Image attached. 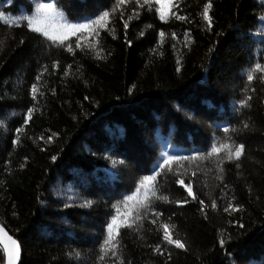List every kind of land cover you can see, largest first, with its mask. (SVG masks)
I'll list each match as a JSON object with an SVG mask.
<instances>
[{
    "label": "trees",
    "instance_id": "16d2710c",
    "mask_svg": "<svg viewBox=\"0 0 264 264\" xmlns=\"http://www.w3.org/2000/svg\"><path fill=\"white\" fill-rule=\"evenodd\" d=\"M206 2L174 0L178 8L170 11L186 20L161 21L154 8L133 15L137 5L130 0L112 14L114 31L101 30L98 38L84 33L81 43L87 49L98 39L103 59L87 50L68 53L26 25L0 22V223L20 245V264H118L110 254L98 259L115 214L111 205L135 191L165 151L206 157L182 162L196 200L166 169L158 177L168 196L156 202L160 219L185 248L162 243L163 229L149 218L139 229L120 230L124 264H264V81L259 73L251 83L246 78L250 66L264 63V0H212L210 29L200 15ZM113 3L60 0L73 21ZM33 7L29 0L11 6L0 0V11L11 17ZM43 66L45 95L23 125L30 86ZM249 96L241 107L238 101ZM225 141L233 150L244 145L239 159L227 160L226 150L208 155L213 142ZM229 202L239 209L224 212ZM158 243L163 254L153 251Z\"/></svg>",
    "mask_w": 264,
    "mask_h": 264
},
{
    "label": "snow or ice",
    "instance_id": "6c2138e0",
    "mask_svg": "<svg viewBox=\"0 0 264 264\" xmlns=\"http://www.w3.org/2000/svg\"><path fill=\"white\" fill-rule=\"evenodd\" d=\"M9 6H11L12 0H7ZM130 0H114V3L110 10L100 11L96 15L83 16L75 21L69 20L66 15L62 13V5L60 0H29V3L34 5L31 12L27 8H24L23 11H19V14L11 17L9 14L4 11H0V22H3L6 25L12 26H25L34 33L39 34L47 42H50L51 45H55L60 48H65L68 53H74L75 49H80L81 51H90L95 54L97 58L103 59L101 52L103 49L99 46V41L95 43H89L87 49L85 45L81 43V40L84 39V33H87L89 36L98 38L100 36L101 30H107L109 32L114 31L113 28H110L109 25L112 23V14L116 13L118 9H121L125 4L129 3ZM137 8L133 9V15H139L138 9L147 8L151 11L153 8L155 12L159 15L161 21H167L169 17H174L176 20L184 21L186 17L179 15L177 11H170L172 8H178V4L174 3V0H135ZM157 5H159L157 7ZM212 0H207L203 4V10L200 13L202 19L208 23L209 29L211 28L212 18L209 15V12L212 8ZM264 7V5H261ZM123 12L120 13L121 19H123ZM133 15H129L126 20H124L123 27L125 29L129 26V21L133 19ZM264 19V17H262ZM79 34V35H78ZM143 35V33H141ZM176 33H172V37L176 38ZM187 36V32L184 33ZM159 36L161 41L165 37V32L160 31ZM70 37H76L75 43L70 42ZM115 38V37H114ZM131 44V41H128ZM2 44V42H0ZM211 51V49H209ZM179 64V61H177ZM60 62L53 61L52 69L55 70L59 68ZM72 68V65H67L64 69V75H69V70ZM78 70V69H77ZM179 67L177 71H179ZM49 69L47 66H43L41 70L35 77V82L30 86V96L32 100V106L27 107L26 115L23 118V125H27L29 120L32 118L33 114L36 111V105L41 97L45 95L42 88V77L44 74L48 73ZM254 73L261 74L259 79L264 81V63L256 62L247 71L246 78L249 83L254 80ZM247 89V86H245ZM55 90H53L54 92ZM254 91V89H253ZM251 100V97L246 99H240L238 101L241 107L248 106V101ZM3 121H0V125H3ZM247 127V125H245ZM229 128H224L225 133L229 132ZM23 131V126L15 129L17 134ZM51 137H49V140ZM20 141V136L12 141L13 145H17ZM244 149L243 144L235 145L233 147L227 141L220 143L217 146V143L213 142L211 144V151L208 155L219 154L222 150H226L227 160H232L234 157L239 159L242 155ZM197 157L202 159L206 158L203 152H194L190 156L183 155H172L167 151L163 152L161 156L158 157L157 161L153 163L151 168V174L144 175L139 179L138 184L135 187V191L131 194H125L122 197L121 201L113 203L111 209H114L115 214L110 216V219L105 225L106 228V238L103 239L102 243L99 244L100 256L99 260L103 261L105 257L111 255L114 257L118 264H124V259L120 254L119 245L120 241L118 237L120 236V230L122 228L132 229L134 225L139 229L143 225V222L146 219L151 218V223L157 226V230L160 228L163 229L162 234V243L166 242L167 245H174L176 248H185L184 243L180 239H174L171 234L170 224L161 221L163 213L157 210L156 202L163 201L168 202V196L162 194L161 186L158 182V177L165 173H171L173 177H176L175 183L183 186L187 191V196L191 197L193 200H196L197 197L194 195L192 190L191 182L185 184L183 175H186L187 169L183 168L182 162L185 160H194ZM52 160H56V156L51 157ZM162 161V162H161ZM173 162H176V167H173ZM24 165L21 164L20 167ZM239 166V165H237ZM195 173H193L194 175ZM234 199V198H233ZM87 205H90L91 201L85 202ZM177 204H186L188 203L187 199L177 200ZM201 205V211H204V201H199ZM122 205V207H121ZM211 207L213 209L217 208L215 201L212 202ZM238 204L228 203L227 207L223 209L224 212H228L229 209L236 211L239 209ZM171 217H169V220ZM242 226V225H241ZM171 227H175L172 225ZM0 245H2L3 256H0V259L5 260V264H17V261L20 257V247L18 242L9 236L3 226H0ZM219 245L221 248L225 245V239L220 238ZM153 251L163 254V249L161 244L158 243L155 245ZM128 264H131L129 261Z\"/></svg>",
    "mask_w": 264,
    "mask_h": 264
},
{
    "label": "water",
    "instance_id": "95a60500",
    "mask_svg": "<svg viewBox=\"0 0 264 264\" xmlns=\"http://www.w3.org/2000/svg\"><path fill=\"white\" fill-rule=\"evenodd\" d=\"M0 226H3L1 223H0ZM3 228H4V230H5V232L9 235V236H11L13 239H15L7 230H6V228L3 226ZM16 240V239H15ZM17 241V240H16ZM18 242V241H17ZM19 244V243H18ZM2 246V245H1ZM19 247H20V245H19ZM20 250H21V248H20ZM20 261H21V251H20V257H19V260L17 261V264H20ZM5 264V263H4Z\"/></svg>",
    "mask_w": 264,
    "mask_h": 264
}]
</instances>
